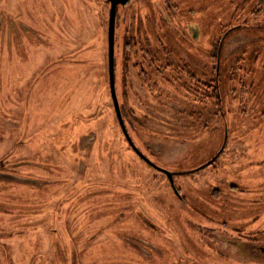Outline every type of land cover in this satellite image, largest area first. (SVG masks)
Instances as JSON below:
<instances>
[{
	"label": "rangeland",
	"instance_id": "rangeland-1",
	"mask_svg": "<svg viewBox=\"0 0 264 264\" xmlns=\"http://www.w3.org/2000/svg\"><path fill=\"white\" fill-rule=\"evenodd\" d=\"M0 172V264H264V0H0Z\"/></svg>",
	"mask_w": 264,
	"mask_h": 264
},
{
	"label": "trees",
	"instance_id": "trees-1",
	"mask_svg": "<svg viewBox=\"0 0 264 264\" xmlns=\"http://www.w3.org/2000/svg\"><path fill=\"white\" fill-rule=\"evenodd\" d=\"M162 54H164V61L162 65H158L156 64V60H159V57H157V53L156 55L154 54L153 56H155V58L150 59V62L154 65V68L157 72L158 75L163 74L164 70H169V68H173L172 63H170L169 59H168V54H170V50H161ZM172 55V54H171ZM140 76H141V82L142 84L146 87V90L149 93H152V91L150 90L152 88V86L147 82L148 80V71H150V68L148 66V71L146 72L144 67L140 68ZM174 69L178 72V73H182L186 76V78L188 80H190V82H192V88H188V94L189 97H193L194 100H198V101H208V100H214L211 102L212 106L217 107L218 106V85L216 84V80L215 78L213 79H209V80H204L199 78L198 76H196L192 69L190 68V66L181 58H178L177 60V64H174ZM163 78V77H161ZM165 81V80H163ZM183 86V84H181ZM118 99V97H117ZM120 106V103H119ZM207 107V106H204ZM126 127V126H125ZM127 129V128H126ZM128 131V129H127ZM129 133V132H128ZM130 135V134H129ZM2 173V174H1ZM5 175H14L13 173L10 172H0V180H3L4 177H7ZM4 180L7 181L6 178H4ZM11 181V180H8ZM19 182V181H18Z\"/></svg>",
	"mask_w": 264,
	"mask_h": 264
},
{
	"label": "water",
	"instance_id": "water-1",
	"mask_svg": "<svg viewBox=\"0 0 264 264\" xmlns=\"http://www.w3.org/2000/svg\"><path fill=\"white\" fill-rule=\"evenodd\" d=\"M112 2L111 3H114L115 1L117 2H121V3H124L126 0H111ZM113 23H114V16L112 15L110 17V28H112L113 26ZM222 40V38H221ZM221 40H220V43H221ZM219 43V45H220ZM108 79H109V91H110V94H111V100H112V103H113V107H114V111H115V114H116V117H117V120H118V123L120 125V128L125 136V138L128 140L130 146L144 159L146 160L147 162H151L147 157H145L134 145V143L132 142L128 132H127V129L125 127V124H124V121H123V117H122V114H121V110H120V106H119V102H118V99H117V95H116V92H115V87H114V74H113V63H112V60H113V35L111 33V29L109 31V36H108ZM155 167L161 169L167 176H168V179L171 183V185L174 187L173 185V174L172 172L166 170V169H163L161 168L160 166H156L154 165ZM175 189V188H174ZM176 191V190H175Z\"/></svg>",
	"mask_w": 264,
	"mask_h": 264
},
{
	"label": "flooded vegetation",
	"instance_id": "flooded-vegetation-1",
	"mask_svg": "<svg viewBox=\"0 0 264 264\" xmlns=\"http://www.w3.org/2000/svg\"><path fill=\"white\" fill-rule=\"evenodd\" d=\"M127 1V0H126ZM125 1V2H126ZM109 2H112L111 0H109ZM124 2V3H125ZM124 3H121V2H117V1H115L113 4L115 5V6H117V5H120V4H124ZM116 115V114H115ZM123 117V116H122ZM123 121H124V119H123ZM124 124H125V122H124ZM128 132V131H127ZM123 133V132H122ZM129 134V133H128ZM124 135V134H123ZM130 136V135H129ZM125 137V136H124ZM131 138V137H130ZM132 140V139H131ZM154 166V165H153ZM72 264H75V263H72Z\"/></svg>",
	"mask_w": 264,
	"mask_h": 264
}]
</instances>
